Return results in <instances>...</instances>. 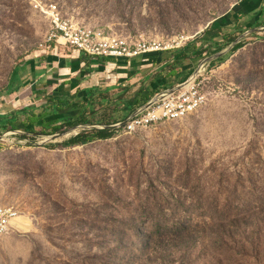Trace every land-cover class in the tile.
<instances>
[{
  "label": "rangeland",
  "instance_id": "1",
  "mask_svg": "<svg viewBox=\"0 0 264 264\" xmlns=\"http://www.w3.org/2000/svg\"><path fill=\"white\" fill-rule=\"evenodd\" d=\"M34 1L117 35L189 38L202 55L179 81L199 70L211 95L180 121L85 144L62 145L91 125L1 134L0 204L20 218L0 264H264V31L211 29L242 0H0V112L46 104L4 99L50 27ZM234 34L244 44L217 57Z\"/></svg>",
  "mask_w": 264,
  "mask_h": 264
},
{
  "label": "crops",
  "instance_id": "2",
  "mask_svg": "<svg viewBox=\"0 0 264 264\" xmlns=\"http://www.w3.org/2000/svg\"><path fill=\"white\" fill-rule=\"evenodd\" d=\"M242 2V6H238L235 11L229 13L223 21L217 24L218 27H215L219 28L226 22L228 23L226 26L229 29L232 27L231 30L233 31L242 25L245 28L262 26L261 29H263L264 0H242ZM239 22L243 23L238 25ZM213 33L215 34L214 31ZM216 35H219V33ZM197 45V43H194L190 47H197ZM183 50L189 53L188 49L182 48L166 55L156 53V55H138L131 59H108L91 58L77 49L71 50L58 45L45 47L35 56L15 66L9 76L6 86L8 95L4 96V99L6 103L13 105L15 97L19 96L21 101L28 102L24 104L25 106L41 100L45 101L56 91L62 89L64 93L70 92L71 94L79 90L80 101H85V97L82 95L85 90L99 88L101 92L108 89L110 97L116 100L121 94H124V98L132 97L136 95L140 88L152 90L153 85L159 87L157 92L159 93L183 82L179 81V72H176L175 75L165 76L171 70L170 66L174 60ZM186 67L188 66L184 63V67L180 69V72ZM166 68L167 70H165ZM175 70L177 71V67H175ZM163 77L166 78L165 82L161 81ZM151 80H153V84L149 85ZM97 95H100V93ZM7 97L11 99L7 100ZM13 98L14 100L11 102ZM129 104L131 105V103ZM118 105L122 108L126 104L118 101ZM141 106L136 107L126 119ZM8 107L10 106H5L0 115L13 112ZM13 108H15L14 105ZM75 115L76 112H65L66 118H73ZM64 120L62 119L61 123ZM17 131L22 132V130Z\"/></svg>",
  "mask_w": 264,
  "mask_h": 264
},
{
  "label": "built area",
  "instance_id": "3",
  "mask_svg": "<svg viewBox=\"0 0 264 264\" xmlns=\"http://www.w3.org/2000/svg\"><path fill=\"white\" fill-rule=\"evenodd\" d=\"M33 6L50 21L41 48L58 45L71 50L77 49L91 58L131 59L138 55L179 50L189 41V38L183 35L159 39L117 35L102 28L79 25L65 17L57 5H45L34 1ZM201 76L198 73L184 87L163 94L145 109L112 126L116 130L130 134L162 122L180 121L196 113L208 103L211 95L204 90ZM19 215L14 208L0 204V236L15 230L13 221Z\"/></svg>",
  "mask_w": 264,
  "mask_h": 264
},
{
  "label": "trees",
  "instance_id": "4",
  "mask_svg": "<svg viewBox=\"0 0 264 264\" xmlns=\"http://www.w3.org/2000/svg\"><path fill=\"white\" fill-rule=\"evenodd\" d=\"M238 6L242 5L238 4ZM238 6H233L226 14H224L222 17H219V20L217 19V23H219L221 20L223 21V19H225L229 13L235 11ZM223 24H226V22ZM225 27L226 26H224V28ZM211 29L217 31L219 34L223 30L222 25L219 28ZM236 30L240 32L244 31L240 27ZM222 35L226 36L227 33L226 35ZM236 36V34L228 35L227 42L223 45H218L214 53L221 51L222 47L232 43ZM243 44L244 41L242 40L238 43H235L231 51H236ZM187 49L188 48H185V50ZM200 50L201 49L192 46V51L189 53L185 52L184 50L181 51L179 56H177L173 64L170 66L171 70L167 72L165 76L175 75L177 72L176 70L174 71L175 67H179L180 69L184 67V60L189 59L191 56L197 57L198 55H202V51ZM220 59L223 60L222 58ZM187 68H189V66L183 71L187 70ZM165 70H167V68ZM165 79L166 78L163 77L161 81L165 82ZM150 84H153V80L150 81L149 85ZM158 89L159 87H156L155 85H153L152 90L148 88H140L136 92V95L132 97L124 98V94H121L115 100L107 95L108 89L102 90L101 92L99 88H90L85 90L82 94L85 97V101H80L79 90L76 93L71 94L70 92L64 93V91L61 89L60 91H56L54 94H52V96H49L46 100V104L43 105L42 108L32 106L20 109L18 111H13L10 114L0 115V135L4 132H13L17 130H24L27 134L38 135L36 128L41 129V134L49 135L57 133L68 127L91 125L101 126L102 128L92 127L89 130L81 131L75 137H72L65 143H62V145L74 146L85 144L96 139H107L110 138L113 132L116 130L110 128L111 125L124 121L126 117L135 110L136 107L143 105L150 99L152 95L157 93ZM99 93L100 95H97ZM118 101L125 102L126 105L120 108ZM129 103H131V105ZM37 110L41 111L37 112ZM68 111L76 112L75 117L66 118L65 112ZM22 113L27 115L26 120H20ZM62 119L65 120L61 123ZM27 134L23 135L22 137L28 138Z\"/></svg>",
  "mask_w": 264,
  "mask_h": 264
},
{
  "label": "water",
  "instance_id": "5",
  "mask_svg": "<svg viewBox=\"0 0 264 264\" xmlns=\"http://www.w3.org/2000/svg\"><path fill=\"white\" fill-rule=\"evenodd\" d=\"M264 29V28H263ZM241 40H240V38L239 39H234V41H232V43H230V45H231V48L234 46V44L235 43H238V42H240ZM231 48H230V50H231ZM222 51V50H221ZM221 51H219V52H217V53H215L216 55H218L217 57H219V56H221L222 55V53H221ZM216 59V58H215ZM208 60V62L207 63H209L211 60H212V58H206V60H205V62ZM204 62V63H205ZM198 73H200V71L199 70H196L193 74H191L188 78H187V80H185L184 82H182V83H180V84H178V85H176V86H174V87H172V88H170V89H166V90H164V91H161V92H159V93H157V94H155L149 101H147L146 103H144L139 109H137L133 114H135V113H137L138 111H140V110H143V109H145L146 107H148L151 103H153V102H155L156 100H158L163 94H165V93H169V92H171V91H175V90H178V89H180V88H182V87H184L188 82H189V80L191 79V78H193V77H195L196 75H198ZM132 114V115H133ZM131 115V116H132ZM91 127H95V128H102L101 126H91ZM90 127V128H91ZM73 128H75V127H73ZM89 128V129H90ZM110 128H113L114 129V126H110ZM53 137H57L56 135H54Z\"/></svg>",
  "mask_w": 264,
  "mask_h": 264
},
{
  "label": "bare ground",
  "instance_id": "6",
  "mask_svg": "<svg viewBox=\"0 0 264 264\" xmlns=\"http://www.w3.org/2000/svg\"><path fill=\"white\" fill-rule=\"evenodd\" d=\"M19 218H20V217H18L16 220L13 221L14 229L17 228Z\"/></svg>",
  "mask_w": 264,
  "mask_h": 264
}]
</instances>
